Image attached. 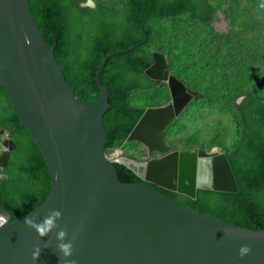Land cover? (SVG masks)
<instances>
[{"label": "water", "instance_id": "water-1", "mask_svg": "<svg viewBox=\"0 0 264 264\" xmlns=\"http://www.w3.org/2000/svg\"><path fill=\"white\" fill-rule=\"evenodd\" d=\"M121 52L104 57L96 75L101 97L88 101L68 84L30 0H0V85L50 176L49 196L28 213L10 223L0 208V264H264V230L218 219L145 184L191 199L199 190L239 191L223 147L177 150L167 141L166 129L201 94L171 71L162 52L153 53L145 74L167 83L171 100L147 107L125 140L160 157L122 156L120 164L141 182L118 179L105 156L104 117L112 105L101 75ZM15 147L2 130L0 170ZM5 179L0 175V186ZM244 248L250 250L241 255Z\"/></svg>", "mask_w": 264, "mask_h": 264}, {"label": "trees", "instance_id": "trees-1", "mask_svg": "<svg viewBox=\"0 0 264 264\" xmlns=\"http://www.w3.org/2000/svg\"><path fill=\"white\" fill-rule=\"evenodd\" d=\"M30 0L37 24L55 47L66 80L86 100L101 97L98 66L112 105L104 117L105 153L121 149L139 160L137 142L128 135L147 107L171 100L167 83L150 79L145 69L154 52L169 57L176 73L201 98H195L169 130L198 120L183 137L184 148H224L239 191L199 190L196 199L155 187L188 207L218 219L264 230V0ZM224 13L228 28L217 22ZM128 51H123V50ZM210 120L213 132L201 129ZM15 142L0 208L9 222L47 199L50 176L41 149L20 122L0 85V132ZM171 138L169 137V142ZM172 143V142H171ZM136 144L137 149H129ZM118 179L141 182L114 164Z\"/></svg>", "mask_w": 264, "mask_h": 264}, {"label": "rangeland", "instance_id": "rangeland-1", "mask_svg": "<svg viewBox=\"0 0 264 264\" xmlns=\"http://www.w3.org/2000/svg\"><path fill=\"white\" fill-rule=\"evenodd\" d=\"M221 16H222V19L217 22V26L219 27V29H226V28H228V22L225 20L224 13H221ZM167 58H169V57H167ZM201 97H202V94H201L200 97H197V98H201ZM175 121L168 127V129H166V132H165L166 139L169 142V137L171 138V140H170L169 143L173 146L174 149H177V150H187V148H184V143H183V137H184V135L183 134L186 133L185 130L187 128H189L190 125H196L197 127H199V125L196 123L198 120L186 119L185 120L186 123L184 125L181 124L178 128H174L172 130H169L170 127L175 123ZM210 122L211 121L207 119V120L202 121V122L199 123L200 126H201V129H203L204 131L208 132L209 134L213 132V127L210 124ZM219 147H221V146H219ZM139 148L141 149V152L138 153V156H139L140 161H146L147 159L150 158L148 156H151V155L152 156H156L157 155V157H160V154H158V153H154V154L149 155L148 150H147V148L144 145L139 146ZM195 148L198 149V148H202V147H195ZM129 149H137L136 144H132V146H129ZM189 149H194V148H189ZM111 153L112 152H110L109 154H111ZM127 157H130V156H127Z\"/></svg>", "mask_w": 264, "mask_h": 264}, {"label": "built area", "instance_id": "built-area-1", "mask_svg": "<svg viewBox=\"0 0 264 264\" xmlns=\"http://www.w3.org/2000/svg\"><path fill=\"white\" fill-rule=\"evenodd\" d=\"M119 157L121 156H118L116 151L106 155V158L111 160L114 164H120ZM4 222H5L4 218L0 217V225L3 224Z\"/></svg>", "mask_w": 264, "mask_h": 264}, {"label": "clouds", "instance_id": "clouds-1", "mask_svg": "<svg viewBox=\"0 0 264 264\" xmlns=\"http://www.w3.org/2000/svg\"><path fill=\"white\" fill-rule=\"evenodd\" d=\"M117 150H121V149H117ZM114 151H116V150H114ZM114 151H111V152H114ZM108 154H109V153H108ZM106 155H107V154L105 153V156H106ZM120 158H121V157H119V162H120ZM120 165H121V164H120ZM41 232H43V230H41ZM64 249H65V251L67 252L68 246H64ZM249 250H250V249H248V248H244V249H242V250H241V255L247 253Z\"/></svg>", "mask_w": 264, "mask_h": 264}, {"label": "flooded vegetation", "instance_id": "flooded-vegetation-1", "mask_svg": "<svg viewBox=\"0 0 264 264\" xmlns=\"http://www.w3.org/2000/svg\"><path fill=\"white\" fill-rule=\"evenodd\" d=\"M122 151V150H121ZM121 157L122 156H127V155H125L124 154V152L122 151V154L120 155ZM148 157H157V155L156 156H148ZM137 160V159H136ZM139 161H140V159H139ZM145 184H147V185H149V186H151V187H153V188H155V187H158V186H156V185H153V184H150V183H145ZM158 188H160V187H158ZM156 189V188H155Z\"/></svg>", "mask_w": 264, "mask_h": 264}, {"label": "bare ground", "instance_id": "bare-ground-1", "mask_svg": "<svg viewBox=\"0 0 264 264\" xmlns=\"http://www.w3.org/2000/svg\"><path fill=\"white\" fill-rule=\"evenodd\" d=\"M116 152H117L118 156H120L122 154V151H120V150H116Z\"/></svg>", "mask_w": 264, "mask_h": 264}]
</instances>
